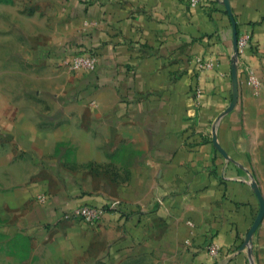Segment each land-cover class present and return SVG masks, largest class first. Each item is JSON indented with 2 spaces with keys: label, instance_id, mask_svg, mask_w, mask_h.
<instances>
[{
  "label": "crops",
  "instance_id": "1",
  "mask_svg": "<svg viewBox=\"0 0 264 264\" xmlns=\"http://www.w3.org/2000/svg\"><path fill=\"white\" fill-rule=\"evenodd\" d=\"M30 1L29 40L0 33V264H250L264 0ZM237 32L252 35L242 58L261 88L239 72L234 101ZM88 50L96 68L73 71ZM85 204L102 218L64 217ZM253 237L262 257L264 217Z\"/></svg>",
  "mask_w": 264,
  "mask_h": 264
},
{
  "label": "built area",
  "instance_id": "2",
  "mask_svg": "<svg viewBox=\"0 0 264 264\" xmlns=\"http://www.w3.org/2000/svg\"><path fill=\"white\" fill-rule=\"evenodd\" d=\"M188 2L190 5L195 6L200 2V0H188ZM251 44H252V35L250 33L241 32L238 34V40H237L238 77H239V72L241 75H244L246 85L251 89V91L254 94H256L260 91L261 88V82L259 76L257 74L256 69L248 65L242 58L244 51L249 46H251ZM196 63H197V71H200L204 68H210L213 66V63L211 61L204 60L201 57L196 58ZM68 64L73 71H92L97 66V56L94 51L91 50L84 51L72 56L68 61ZM196 92L197 94H200L201 90L198 89ZM109 207L112 208L114 206L112 205V207L111 206ZM105 210L106 207L85 204L69 209L65 213L64 217L65 218L73 217V218L83 219L90 223H96L102 218ZM207 250L209 254L215 259L222 255V250L220 246L216 243L208 244Z\"/></svg>",
  "mask_w": 264,
  "mask_h": 264
},
{
  "label": "rangeland",
  "instance_id": "3",
  "mask_svg": "<svg viewBox=\"0 0 264 264\" xmlns=\"http://www.w3.org/2000/svg\"><path fill=\"white\" fill-rule=\"evenodd\" d=\"M17 1L18 2L14 0H8L7 15L4 16L3 12H0V33L4 32L5 30L8 32L9 48L15 47L13 45L14 44L17 45V42H19V45H21V44H25L29 40L28 36L27 37L24 36V32H26V30L29 29L31 20L33 19L31 15L32 13L31 1L30 0H28L27 2L26 1L19 2V0ZM22 10L24 11L25 15L21 17L20 12ZM25 16L27 17L25 18ZM6 52L9 51L0 50V55L2 56V59H0V69L10 58L7 55H6L7 57H5ZM260 191L264 197V192L262 191L261 188ZM258 250L259 247L255 246V242L253 240V259H254L253 264H264V249L262 250L263 251L262 257H260Z\"/></svg>",
  "mask_w": 264,
  "mask_h": 264
},
{
  "label": "water",
  "instance_id": "4",
  "mask_svg": "<svg viewBox=\"0 0 264 264\" xmlns=\"http://www.w3.org/2000/svg\"><path fill=\"white\" fill-rule=\"evenodd\" d=\"M237 40H238V32L235 34L234 42H233V55H232V83H233V97L234 101L237 100L239 95V77H238V46H237ZM259 198H260V209L258 212V215L249 230V233L247 234V237L245 238L242 248L246 249L248 258L250 261V264H253V235L257 228L259 227L263 217H264V197L260 190L257 191Z\"/></svg>",
  "mask_w": 264,
  "mask_h": 264
}]
</instances>
